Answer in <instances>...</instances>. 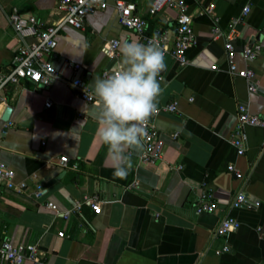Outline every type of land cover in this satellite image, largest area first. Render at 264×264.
Segmentation results:
<instances>
[{
  "label": "crops",
  "instance_id": "obj_1",
  "mask_svg": "<svg viewBox=\"0 0 264 264\" xmlns=\"http://www.w3.org/2000/svg\"><path fill=\"white\" fill-rule=\"evenodd\" d=\"M125 1L146 18L148 33L173 28L176 9L150 16L152 0ZM106 2L105 9L86 17L83 28L64 27L55 51L47 55L57 69L66 60L79 62L78 75L89 89L95 77L102 78L103 70H113L120 61L118 48L113 58L103 52L105 43H143L119 24L115 0ZM209 4L214 5L222 34L229 32L230 21L242 8L250 6L236 26L234 61L238 68L254 69L258 91L248 92L244 79L226 71L224 39L213 38L211 16L199 13ZM188 7L195 35L187 50L189 64L181 67L165 53L166 68L158 77L162 91L156 105L177 102L175 112L161 111L155 120L165 143L162 158L142 163V147L129 150L132 167L124 178L113 174L107 146L97 135L100 105L84 101L66 82L73 76L70 70H63L64 80L48 86L21 80L6 88L0 109V164L12 168L15 182L24 181L26 189L0 191V241L37 244L47 264H264V129L245 127L243 155L228 142L238 103L264 118V0H188ZM13 8L46 24L61 15L57 0H0V73L9 68L19 46L7 18ZM248 38L262 45L251 62L241 53ZM214 65L217 69L211 68ZM47 98L49 107L44 105ZM8 107L11 112L4 121ZM62 155L68 157L64 169L59 166ZM228 165L243 177L236 178ZM37 184L43 193L34 197ZM204 189L213 195L211 213L195 210ZM238 190L259 206L230 208ZM92 194L101 201L99 211L83 204L79 214L63 219L46 206L50 201L66 210ZM226 215L240 221V227L227 236H214ZM224 245L229 250L216 254Z\"/></svg>",
  "mask_w": 264,
  "mask_h": 264
},
{
  "label": "built area",
  "instance_id": "obj_2",
  "mask_svg": "<svg viewBox=\"0 0 264 264\" xmlns=\"http://www.w3.org/2000/svg\"><path fill=\"white\" fill-rule=\"evenodd\" d=\"M199 3L200 0H193ZM107 7L106 0H57V9L61 12L59 18L50 24H46L34 15H22L16 8H13L8 14V21L12 26L19 46L12 56L9 68L0 73V109L5 104L4 91L10 85L18 84L21 80H29L40 86H48L53 81L64 80L63 70L67 69L73 73V76L66 80L73 88L78 91V95L88 103H99L98 99L93 95L90 89L84 84L78 72L82 69L79 62L74 60H66L61 69L54 67L52 61L47 58L48 54L55 51L57 46V36L59 32L66 26L81 29L85 24L86 17L97 10ZM114 8L117 13V19L121 26L134 32L143 43H148L153 37L158 39L165 53H169L174 61L181 67L189 64L187 50L195 42L193 31V15L189 11L188 0H152L147 12L150 16H155L165 8H174L177 13L174 19L172 29L157 28L153 32L148 33V22L146 18L136 13V6L132 2L125 0H115ZM250 10V6L245 5L240 16L233 18L229 24V32L222 34L218 26V18L214 13V5L209 4L199 10V13H206L211 16L214 26L212 28L213 38L223 37L224 48L227 57V72L232 77H239L246 81L247 90L250 93L259 89V82L253 68L245 66L238 68L234 61L235 53V37L237 36L236 26L241 22V18ZM118 39H111L102 47L103 52L113 58L117 55ZM262 52V45L252 39H246L241 45V53L246 62L255 60ZM217 69V66H211ZM113 70L105 69L101 72L104 78L112 74ZM193 98L190 97L191 101ZM44 105L49 107L51 100L47 98ZM156 113L150 118L147 126V134L142 138V150L139 154V161L142 163H154L162 158L164 140L159 136L156 128L155 120L161 111L175 112L177 110V102L173 101L165 106L156 105ZM10 124V123H8ZM246 126H258L264 129V118L252 114L247 104H237V121L234 133L228 138V142L236 149L238 155H243L246 150L247 135ZM178 132L172 134L175 139ZM264 152V147L262 149ZM130 155V152H128ZM59 166L61 168L68 167V157L62 155L59 157ZM76 166L74 165L73 168ZM182 166H177L180 169ZM227 169L233 172L236 178L243 177L242 172L232 165H228ZM15 172L12 168L0 164V191L3 189L15 190L23 192L26 189L24 181L15 182ZM136 184V182H135ZM43 190L37 184L32 191L34 197H39ZM98 196L92 194L85 196L83 200L77 201L71 208L59 210L53 202H47V208L53 210L55 214L63 219L69 218L71 214H79L83 204L88 205L95 211L100 210ZM260 202L257 200H249L248 195L243 190L236 191L229 204L230 208L257 207ZM195 210L197 213H211L214 210L213 195L203 190L195 202ZM241 223L236 218L226 215L224 216L215 230L214 236H227L229 233L236 231ZM59 236H64V232H59ZM229 250L228 245H224L216 254H221ZM29 261L31 264H47L44 253L37 244L13 243L8 238L0 241V264H22Z\"/></svg>",
  "mask_w": 264,
  "mask_h": 264
},
{
  "label": "clouds",
  "instance_id": "obj_3",
  "mask_svg": "<svg viewBox=\"0 0 264 264\" xmlns=\"http://www.w3.org/2000/svg\"><path fill=\"white\" fill-rule=\"evenodd\" d=\"M120 61L112 74L95 77L90 89L99 101L97 135L107 146L114 175L126 177L132 167L129 150H139L161 94L158 80L165 70V51L158 39L117 44ZM179 131V130H178Z\"/></svg>",
  "mask_w": 264,
  "mask_h": 264
},
{
  "label": "water",
  "instance_id": "obj_4",
  "mask_svg": "<svg viewBox=\"0 0 264 264\" xmlns=\"http://www.w3.org/2000/svg\"><path fill=\"white\" fill-rule=\"evenodd\" d=\"M158 106V105H157ZM10 112H11V108H6V110L4 111V114L2 116V120L4 121H7L9 119V115H10ZM64 172H62L63 174Z\"/></svg>",
  "mask_w": 264,
  "mask_h": 264
}]
</instances>
